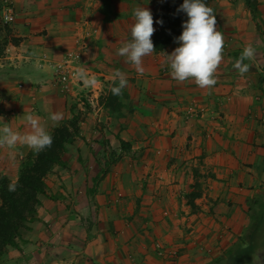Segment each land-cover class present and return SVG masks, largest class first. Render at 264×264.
I'll return each mask as SVG.
<instances>
[{
    "label": "crops",
    "instance_id": "crops-1",
    "mask_svg": "<svg viewBox=\"0 0 264 264\" xmlns=\"http://www.w3.org/2000/svg\"><path fill=\"white\" fill-rule=\"evenodd\" d=\"M164 1L14 0V23H0V42L6 43L0 56L3 122L23 132L20 117L31 112L51 132L71 117L73 103L89 98L91 108L83 111L79 135L64 155L74 150L92 170H100L109 153L116 156L95 186L85 181L86 168L74 166L84 181L77 219L71 211L58 213L60 194L72 185L62 181L65 169H53L37 219L22 233L19 248H8L6 259H26L22 264H264V35L257 32L259 27L264 34V0H255L256 20L245 0H211L224 38L211 89L171 78L163 53L171 54L177 43L144 57L143 74L116 55L131 39L133 9L150 10L155 34ZM249 43L255 56L245 61L250 70L241 76L233 64ZM67 54L79 55L76 70L94 76V86L80 81L69 93L60 92L54 75ZM113 70L127 78L117 114L105 108ZM53 112L62 114L54 127L48 119ZM121 141L128 145L125 151ZM30 151L19 144L0 148V176L15 183ZM195 185L200 196L192 199ZM87 216L93 227L83 219Z\"/></svg>",
    "mask_w": 264,
    "mask_h": 264
},
{
    "label": "clouds",
    "instance_id": "clouds-1",
    "mask_svg": "<svg viewBox=\"0 0 264 264\" xmlns=\"http://www.w3.org/2000/svg\"><path fill=\"white\" fill-rule=\"evenodd\" d=\"M11 11L5 9L6 22L14 19ZM177 12L186 14L187 20L181 25L183 30L179 37L174 39V43L179 46L171 54L163 53L170 76L178 83L192 81L201 89H211L217 83L215 73L223 60L224 47V38L217 30L213 10L204 3V0H183ZM132 15L133 23L129 26L131 39L121 43L116 55L124 57L138 74H143L144 57L155 52L151 39L155 32L154 21L150 10L144 7L137 6L133 9ZM156 23L162 25L163 22L158 20ZM254 56L255 48L249 43L235 60L234 70L241 76L248 73L250 66L245 61H251ZM73 77L87 87L97 83L94 76L87 75L83 68L77 69ZM111 80L115 86L111 87L110 91L115 96H121L127 86L126 75L119 70H113ZM20 118L26 128L23 132L14 130L0 117V148L12 149L19 144L38 154L51 147L53 137L46 124L41 123L31 112L23 114ZM48 119L54 127L62 119V114L50 113ZM9 190H15L14 186H10Z\"/></svg>",
    "mask_w": 264,
    "mask_h": 264
},
{
    "label": "trees",
    "instance_id": "trees-1",
    "mask_svg": "<svg viewBox=\"0 0 264 264\" xmlns=\"http://www.w3.org/2000/svg\"><path fill=\"white\" fill-rule=\"evenodd\" d=\"M211 0H204L209 6ZM183 3L170 1L165 7L158 19L162 21V25L158 24V31L151 37L154 44L155 52H161L167 45L174 43V39L179 37L182 32V23L186 22L187 16L177 9ZM246 7L254 20L258 18V11L255 0H245ZM5 42H0V56L2 55ZM115 86L114 84L112 87ZM121 96H115L112 92L105 102V108L112 113H119L123 108ZM77 118L66 120L58 127L51 131L53 143L51 147L45 148L43 151L34 153L30 151L21 161L18 178L12 183L6 176H0V258L3 256L7 247L19 248V242L22 241V230L25 229L26 222L36 220L35 207L39 205L38 196L45 193V184L43 179L50 174L55 167L64 168L66 163L62 160V155L68 145H73L78 137ZM122 150L128 148L123 141L120 142ZM111 160L113 161L116 154L111 152ZM107 162V167L109 166ZM106 174V170H102V175ZM101 176H95L92 183L95 186ZM10 186H14L15 190H9ZM199 185H195L196 190L190 194L192 199L200 196ZM193 207V204H189ZM256 216L251 217L255 221Z\"/></svg>",
    "mask_w": 264,
    "mask_h": 264
},
{
    "label": "rangeland",
    "instance_id": "rangeland-1",
    "mask_svg": "<svg viewBox=\"0 0 264 264\" xmlns=\"http://www.w3.org/2000/svg\"><path fill=\"white\" fill-rule=\"evenodd\" d=\"M170 1H175V2H178L179 0H165L164 1V4H163V7H162V11L160 12V14L158 15V17L162 14V13H164V11H165V7H166V5H167V3L168 2H170ZM209 6H210V3H209ZM208 6V7H209ZM158 19V18H157ZM257 32H258V34L260 35V36H263L264 34H263V29H259V27H257ZM262 33V34H261ZM77 103L78 104H81V107H84L83 108V110H79V108H77L76 107V105H77ZM74 104V109H73V111H72V115H70L71 117L68 119V120H71L72 119V117L73 118H77V129L79 130V132H80V126H81V124H80V122L82 121V118L84 117V115H82V113H83V111H85L86 110V107L88 108L89 107V109L91 108V102H90V99L89 98H82L81 99V101L80 102H75V103H73ZM85 113V112H84ZM64 121H66V120H64ZM61 125V124H60ZM78 135H79V133H78ZM91 142H92V140H89L86 144H88V146H90V147H88V149H89V151H88V155H90L92 152H91V150H92V147H91ZM66 151V150H65ZM78 152H79V150H78ZM64 154H65V152H64ZM62 155L63 156V158H65L66 160H67V162H65L66 163V166L64 167V168H62V169H65L64 170V173L65 174H62V176H63V179H62V181L63 180H65V181H69L70 183H71V185H72V189H71V191H65L64 193H61L60 195L62 196V198H60V206H61V208H60V211H58V213H61V212H63V214L64 215H67V214H69V212L71 211V213L70 214H74L75 216V219H77L78 218V212L76 211V209H75V205H77L76 204V202H77V200H80V196L82 195V191H81V186H82V184L84 183V181H83V179H80L79 178V176H78V174H76V169L74 168V166H76L77 167V169H85L86 168V177H85V181H88V180H92V179H94V177H93V175L94 174H96V176H101L102 175V170H106V169H108V167H107V162L109 161V159L111 158V155H110V153H109V157H107L108 158V160H106V162H104V164H103V166H101V168H100V170H97L98 168H96V170H92V168H90L88 165H86V160H84V159H82V156H80V154H79V156H78V153H76L74 150L71 152V153H67L66 155ZM94 155V154H93ZM93 155H91V159H90V161H92V158L95 156H93ZM93 156V157H92ZM104 158H106V157H104ZM99 159H102V157H99ZM56 168V167H55ZM54 168V169H55ZM49 175V174H48ZM48 175L43 179V181H44V184H45V193L43 194V195H39L38 196V201H39V198H40V196H47V194H46V192H47V190H46V183H45V180L47 179V177H48ZM88 179V180H87ZM58 180H59V178H58ZM81 181H83V183H81ZM68 183V182H67ZM65 189V188H64ZM66 190H69V189H66ZM56 196H58L57 194H56ZM60 196V197H61ZM38 206L39 205H37L36 207H35V210L37 211V209H38ZM37 214V213H36ZM36 216L37 215H35L34 217L36 218ZM83 218V217H82ZM88 218V216L86 217V218H83L84 220L85 219H87ZM37 219V218H36ZM92 218H90V219H87V223H89V226L90 227H93L94 226V223H93V221L91 220ZM35 221V220H34ZM34 221H32V222H34ZM80 221V220H79ZM82 221V220H81ZM32 222H26L25 223V229H23L22 230V233H24L27 229H28V227L30 226V224L32 223ZM87 223H85V224H83L84 226L87 224ZM8 248H10L11 250H12V248L11 247H7L6 249H5V251H4V254H3V256L0 258V264H13V263H18V264H22L23 262H24V260H26V259H22V258H20V260L18 261V260H15L14 258H7L6 259V255H5V252L6 251H8V250H10V249H8ZM15 255H17L16 253H14Z\"/></svg>",
    "mask_w": 264,
    "mask_h": 264
},
{
    "label": "built area",
    "instance_id": "built-area-1",
    "mask_svg": "<svg viewBox=\"0 0 264 264\" xmlns=\"http://www.w3.org/2000/svg\"><path fill=\"white\" fill-rule=\"evenodd\" d=\"M5 9L12 10L11 15L14 19L11 22H6L4 19ZM15 17L14 0H0V23L4 26L12 25ZM78 60L79 55L67 54L56 66L55 83L63 94L69 93L71 88L80 82L73 77Z\"/></svg>",
    "mask_w": 264,
    "mask_h": 264
}]
</instances>
